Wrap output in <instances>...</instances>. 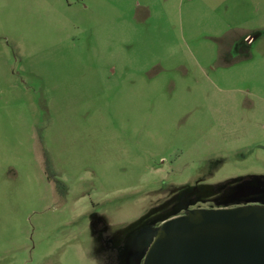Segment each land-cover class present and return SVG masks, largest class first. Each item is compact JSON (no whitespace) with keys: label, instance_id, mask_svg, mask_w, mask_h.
<instances>
[{"label":"rangeland","instance_id":"obj_1","mask_svg":"<svg viewBox=\"0 0 264 264\" xmlns=\"http://www.w3.org/2000/svg\"><path fill=\"white\" fill-rule=\"evenodd\" d=\"M245 205L264 0H0V264H140L163 220Z\"/></svg>","mask_w":264,"mask_h":264},{"label":"water","instance_id":"obj_2","mask_svg":"<svg viewBox=\"0 0 264 264\" xmlns=\"http://www.w3.org/2000/svg\"><path fill=\"white\" fill-rule=\"evenodd\" d=\"M140 264H264V206L188 209L169 217Z\"/></svg>","mask_w":264,"mask_h":264},{"label":"trees","instance_id":"obj_3","mask_svg":"<svg viewBox=\"0 0 264 264\" xmlns=\"http://www.w3.org/2000/svg\"><path fill=\"white\" fill-rule=\"evenodd\" d=\"M42 172H43L44 178L51 183L52 188H53V191L56 194L61 193V191H62V184L59 182V180H57L54 177V173L51 172L50 170H48V168H46L44 166L42 167Z\"/></svg>","mask_w":264,"mask_h":264}]
</instances>
